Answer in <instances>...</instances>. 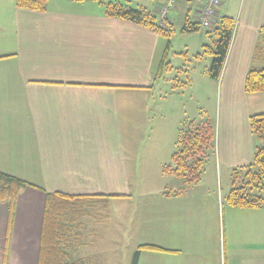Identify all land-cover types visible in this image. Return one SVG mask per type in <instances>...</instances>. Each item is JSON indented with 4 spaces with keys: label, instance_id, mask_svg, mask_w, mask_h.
Segmentation results:
<instances>
[{
    "label": "crops",
    "instance_id": "crops-1",
    "mask_svg": "<svg viewBox=\"0 0 264 264\" xmlns=\"http://www.w3.org/2000/svg\"><path fill=\"white\" fill-rule=\"evenodd\" d=\"M179 1L181 16L197 21L204 0ZM51 2L34 11L0 0V170L8 169L11 153L22 154L14 160L18 177L41 188L20 190L10 226L7 205L0 202V264H37L45 192L128 195L117 188L134 161L119 120V114H131V99L122 95L155 85L151 76L164 53L161 35L105 15L97 2ZM163 3L154 11L160 25L172 28L176 13L166 12L162 21ZM262 25L264 0H243L225 59L242 71L241 101L250 63L264 62V53L259 60L253 56ZM248 113L242 103L226 132H219L226 143L213 152L216 174L250 162ZM154 161L164 165L158 155ZM205 182L145 192V244L160 248L145 250L148 264H262L264 208L230 206L217 188L219 178ZM34 200L38 208L31 212ZM25 205L30 211L20 210Z\"/></svg>",
    "mask_w": 264,
    "mask_h": 264
},
{
    "label": "rangeland",
    "instance_id": "rangeland-1",
    "mask_svg": "<svg viewBox=\"0 0 264 264\" xmlns=\"http://www.w3.org/2000/svg\"><path fill=\"white\" fill-rule=\"evenodd\" d=\"M63 1L53 0L51 6H56ZM107 1L119 2L133 8H146L156 16L157 23L160 20L154 10L164 2V0ZM180 3L179 1L174 8L168 10L169 15L176 14L170 19L173 24L172 31L167 36H161L160 48H163L165 57L164 60L162 58L160 60L159 64L162 61L160 71L154 69L151 76L155 85H149L151 88L147 92L145 89H131L122 95L124 99H131V105L126 107L131 114L129 116L119 114V120H123V128L126 129L124 131L125 147L133 149L134 161L127 170L125 185L117 188L124 189L128 195L110 197L107 213H100L95 219L85 220L86 246L71 249L72 258L83 256L96 260L97 264H130L134 250L139 245L145 244V198L149 197L145 192L153 187L170 189L174 183L180 186L181 190H187L197 183L188 185L182 178L164 174L161 165L154 161L155 155H158L164 164H171V154L176 150L178 131L180 128L187 127L189 122L211 124L214 132L211 147L215 153V150L218 151V146L220 150L224 149L226 140L219 136V132H226L228 119H232L233 116L237 118L235 113L239 105L246 104L248 114L264 111V94L245 93L243 101L239 100L237 87L242 85V71H234L228 57L218 78H213L207 73L211 56L206 52V46H212L213 31L222 15L232 17L234 23L237 21V14L243 0H219L211 25L197 32L181 31L186 17L181 16L183 5ZM100 7L102 9L103 5ZM192 13L189 11L190 17ZM249 66L264 67V62H251ZM145 104L149 111L145 110ZM125 118L129 120L128 123H125ZM236 123L237 120L232 121L233 126ZM119 130H121L120 127ZM252 136L251 150L254 152L259 142ZM151 148H155L159 153L152 154ZM21 156L22 154L11 153L8 169L2 171L19 176L14 160ZM213 157V152H209L200 180L207 181L206 186L214 184V179L219 178L217 188L225 196L231 184V170L227 172L221 167L220 172L216 174L211 164ZM250 159L248 162L252 161V158ZM244 164H247L246 161ZM21 201L25 199L22 198ZM37 203L36 200L31 201L32 207H29L31 212L37 211ZM27 206H20V210L30 211ZM145 263L148 264L145 261L144 250L139 256L138 264Z\"/></svg>",
    "mask_w": 264,
    "mask_h": 264
},
{
    "label": "trees",
    "instance_id": "trees-1",
    "mask_svg": "<svg viewBox=\"0 0 264 264\" xmlns=\"http://www.w3.org/2000/svg\"><path fill=\"white\" fill-rule=\"evenodd\" d=\"M14 1L19 8L45 11L49 0ZM91 1L103 5L104 14L109 17L134 22L152 29L161 36H167L172 31L170 27L157 23L155 15L145 8H133L107 0ZM234 28V19L222 15L213 31L212 46H206V52L211 56L207 73L213 78H218L223 69ZM181 31H199L198 22L186 18ZM258 33L259 39L253 55L255 60H259L264 53V25L259 28ZM164 57L165 52L162 60ZM243 89L245 93L264 92V67H250L247 70ZM248 124L251 134L259 144L254 148L251 162L231 169V184L224 200L233 207L259 209L264 208V111L250 114ZM213 139V127L209 122L196 124L189 122L187 127L179 129L175 142L176 150L171 154V164H164L162 172L182 178L188 185L194 184L200 179L209 152H214L211 147ZM28 186L35 187L23 178L0 170V202L7 205L8 226L11 224L19 192ZM110 197L112 196L105 194L74 195L61 191L45 192L37 264H97L87 257L72 258L70 250L85 245V220L95 219L100 213H107ZM143 250L160 248L155 245H139L132 254L130 264H138Z\"/></svg>",
    "mask_w": 264,
    "mask_h": 264
},
{
    "label": "built area",
    "instance_id": "built-area-1",
    "mask_svg": "<svg viewBox=\"0 0 264 264\" xmlns=\"http://www.w3.org/2000/svg\"><path fill=\"white\" fill-rule=\"evenodd\" d=\"M178 0H165L163 5L160 7L159 11L161 14L162 21L164 20L165 13L174 8ZM219 4V0H204V4L200 11L198 12L197 22L199 25V31H203L207 29L212 21L214 20L215 13L217 11V7Z\"/></svg>",
    "mask_w": 264,
    "mask_h": 264
}]
</instances>
